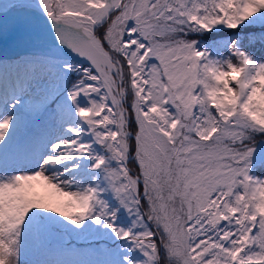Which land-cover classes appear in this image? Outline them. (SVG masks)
<instances>
[{"label":"snow or ice","instance_id":"1","mask_svg":"<svg viewBox=\"0 0 264 264\" xmlns=\"http://www.w3.org/2000/svg\"><path fill=\"white\" fill-rule=\"evenodd\" d=\"M0 264H264V0H0Z\"/></svg>","mask_w":264,"mask_h":264},{"label":"bare ground","instance_id":"2","mask_svg":"<svg viewBox=\"0 0 264 264\" xmlns=\"http://www.w3.org/2000/svg\"><path fill=\"white\" fill-rule=\"evenodd\" d=\"M0 36H2V38H3L2 40H6V39H9V38L12 39V38H15L17 36V33H15L14 31L11 30V22H10V31H9V34H8L7 38L5 39V37L2 34H0ZM4 45H6V44H4Z\"/></svg>","mask_w":264,"mask_h":264},{"label":"rangeland","instance_id":"3","mask_svg":"<svg viewBox=\"0 0 264 264\" xmlns=\"http://www.w3.org/2000/svg\"><path fill=\"white\" fill-rule=\"evenodd\" d=\"M1 37V36H0ZM1 40V39H0Z\"/></svg>","mask_w":264,"mask_h":264}]
</instances>
